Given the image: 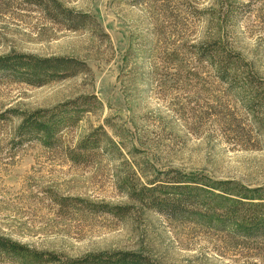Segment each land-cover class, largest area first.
Wrapping results in <instances>:
<instances>
[{"label":"rangeland","instance_id":"rangeland-1","mask_svg":"<svg viewBox=\"0 0 264 264\" xmlns=\"http://www.w3.org/2000/svg\"><path fill=\"white\" fill-rule=\"evenodd\" d=\"M58 1L98 25L68 29L26 0H0V56L72 57L90 69L42 86L0 79V235L66 257L131 250L157 264H264V237L169 219L129 197L131 185L176 168L264 198V0ZM213 41L240 56L238 79L200 61L195 48ZM85 95L101 104L61 132L65 147L105 132L84 163L17 136L23 113ZM74 198L128 213L90 212Z\"/></svg>","mask_w":264,"mask_h":264},{"label":"trees","instance_id":"trees-1","mask_svg":"<svg viewBox=\"0 0 264 264\" xmlns=\"http://www.w3.org/2000/svg\"><path fill=\"white\" fill-rule=\"evenodd\" d=\"M26 1L39 9L48 20L64 24L68 29L77 30L92 24L98 25L92 15L68 9L58 0ZM195 50L200 61L215 67L216 74L222 80L232 78L233 74L238 79L235 74L240 68V56L221 41L204 44ZM89 70L84 61L72 57H40L15 51L0 56V79H14L33 86H42L50 81L65 79ZM235 79L230 83L232 89L238 87ZM100 104L95 95H85L51 108L23 113L17 136L22 139L41 140L50 148L64 147L65 154L72 162L84 163L93 152L101 148L102 135L105 132L94 131L72 147L63 145L61 132L75 126L80 120L81 112L94 110ZM227 185L229 183L224 181H214L171 168L158 171L146 183L131 185L129 197L143 209L155 210L169 219L215 220L236 227L246 237H264V201L250 202L264 198H258L260 195L250 197L249 190L239 191L230 185L226 187ZM70 202L76 207L87 208L90 212L109 213L116 217H123L128 213V207L125 206L94 203L81 198L71 199ZM0 263L157 264L143 251H98L80 257H66L56 252L38 250L2 235Z\"/></svg>","mask_w":264,"mask_h":264}]
</instances>
